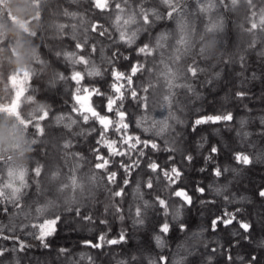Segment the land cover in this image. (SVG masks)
<instances>
[{"label":"trees","instance_id":"1","mask_svg":"<svg viewBox=\"0 0 264 264\" xmlns=\"http://www.w3.org/2000/svg\"><path fill=\"white\" fill-rule=\"evenodd\" d=\"M19 1V20L29 28L10 37L8 64L12 67L20 66L36 55L49 62L50 72L41 83L37 104L46 105L49 116L38 121L44 129L43 135H39L34 127L37 121H33L28 126L26 136L14 117L0 114V149L6 152L11 161L5 163L0 160V186L9 181L7 172L10 164H22L21 153L25 149H32L27 162L23 164L28 170L25 176L28 188L21 209L17 210L11 204H0V209L8 208V213L0 211V229H3L4 235L19 237V241L0 238V248H18L20 241L29 247L23 252H6L4 257H0V264H148L149 260H158L160 255L167 257L168 264H247L253 255L257 257L253 264H264V198L258 195L259 190L264 189V161L243 166L234 159L237 152L253 158L258 152L264 153V135L259 134L264 129L260 124V119L264 118V55L260 54L264 52V34L256 37L255 48H248L254 37L241 28V25L244 28L250 27L246 20L250 13L246 6L240 5L236 10L220 7L211 14L213 20L222 18L224 26L222 32L217 34L215 48L209 45V51L213 50L210 59L200 58L199 45L188 53L183 50L177 52L176 48L181 46L174 45L173 40H169V47L162 50L163 59L173 68L177 67L173 64L174 57L180 55L179 67L182 73L186 72L188 65L202 69L198 70L195 78L188 73L176 81L179 84H191L195 91L190 93L183 87L167 88L166 81L160 75L165 69L160 63L162 57L159 51L151 56L137 55L136 49L150 42L147 33L141 32L132 47L119 41V31L115 25V3L121 0H109V10L103 12L95 9L90 0ZM140 3L141 0H130L131 9H136ZM153 3L154 0H144L145 7L153 6ZM184 3L188 6L187 11L195 14L190 19L194 20L197 30L202 31L208 23V16L197 12L196 0H184ZM254 3V10L259 13L260 8L264 7V0H254ZM4 6L7 10H13L14 1H7ZM159 10L167 12L163 6ZM65 12L78 15L73 19L65 15ZM93 23L102 27L91 32ZM62 24L69 27L61 30L59 25ZM72 24L77 26L76 40L71 38ZM85 28L89 29L87 33ZM105 29V35L100 36L99 32ZM150 31L152 37L161 32L175 33L177 20L157 21ZM85 36L87 44L84 50L75 49V43H83ZM93 44L96 47L95 53L91 52ZM55 51L85 55L101 70L102 76H87L89 66L71 65L63 58L57 60ZM113 52L118 53L114 61L115 68L126 75L131 74V67L138 62L144 65V70L132 77V86H125L123 110L128 113V132L140 136L141 140L155 141L160 150L144 149V157H138L135 151L130 156L112 157L108 171L117 172V177L115 183L109 184L107 173L94 168L98 161L91 148L98 147L95 145L96 133L91 136L75 135L90 125L83 124L81 118L71 112L75 103L72 99L75 82L70 80V76L73 71H81L85 74L83 86L95 84L102 92H108L112 82L110 70L113 62H110V58ZM124 56L128 59H124ZM241 56L244 57L243 68ZM225 60L229 63H224ZM193 61L196 63L193 64ZM53 71L63 73L69 79L58 82L55 89H49L47 82ZM252 72H256L259 79L246 80L245 77L250 78ZM209 79L213 81L212 84L206 83ZM145 87H148L147 92L143 91ZM132 88L138 92L135 100L130 95ZM237 91H245L248 95L238 99L235 96ZM165 96H170V105L164 99ZM141 97L147 98L146 108L142 106L145 101ZM102 99L96 96L91 98V103L101 111ZM227 112L233 114L231 122L203 124L192 131L197 118ZM60 115L65 119L57 123L55 118ZM108 115L113 116L112 113ZM24 117L28 118V114ZM69 117L78 121L71 131L65 127L70 122ZM242 120L248 121L244 127H241ZM138 121L141 122L140 127L137 126ZM165 121L169 128L158 134ZM245 132L252 135L245 138ZM109 137L115 138L111 132ZM28 139H35L37 143L31 148ZM66 141L71 143V147L64 148ZM212 146H217L219 151L211 161L206 162L205 157L210 154ZM165 147H173L175 151H165ZM101 152L106 155L107 149L101 148ZM74 153H80L83 159H78ZM186 155L193 157L191 163L184 159ZM170 156L174 159L169 160ZM135 159L140 161L139 168L125 172L120 167V161L131 164ZM152 160L166 169L177 166L182 173L179 180L169 184L161 172L152 173L147 168ZM217 166L221 169L229 168L230 171L217 178L213 175V169ZM37 167H41L40 177L34 173ZM73 169H76V176L84 182L83 191L73 193L69 189L63 193L57 192L60 184L69 183ZM57 171L59 178L53 181L51 175ZM93 173L96 176L94 183L90 180ZM124 179L129 180L128 185H124ZM149 179L153 182L152 189L146 187ZM201 187L205 189L203 193L197 191ZM121 188L124 189L121 197L111 195ZM177 190L188 193L192 199L191 205L175 197L174 192ZM157 195L167 201L169 215L165 217L163 209L154 206L147 210L144 225H136L135 208L142 207L145 200L155 204ZM182 204L184 206L180 218L173 219L176 209ZM41 206L45 210L38 213L36 209ZM117 206L122 210L120 213L115 210ZM225 211L235 214L236 219L227 227L218 223L213 231L212 221L223 216ZM54 216H59L60 220L55 225V232L46 238L49 247L45 248L34 239L37 229L30 225L42 223L44 219ZM166 221L170 224V231L164 235L159 233V227ZM241 221L252 224L249 233L245 234L240 229ZM181 224L186 225L184 231L180 230ZM21 225L29 227L22 228ZM121 233L125 234V241L115 245L107 243V240L119 239ZM157 234L163 237L165 247L156 246L154 237ZM245 235L248 240L243 238ZM101 236H104V241L100 240ZM97 243L102 244V247H92ZM228 256L232 259L229 260ZM133 257L136 259L133 260Z\"/></svg>","mask_w":264,"mask_h":264},{"label":"snow or ice","instance_id":"2","mask_svg":"<svg viewBox=\"0 0 264 264\" xmlns=\"http://www.w3.org/2000/svg\"><path fill=\"white\" fill-rule=\"evenodd\" d=\"M90 3L95 9L100 11H107L109 10L110 4L109 0H90ZM244 5L248 9L250 15L246 17L247 22L250 24V27L244 28L241 25V28L244 32L253 35V40L248 45L249 49L255 48L257 39L256 37L259 34H264V7H261L259 13L255 11L256 4L254 0H229L228 3L225 0H196V7L197 12L201 15L208 16V23L204 26L202 31H198L197 27L194 23L193 19L190 17H194V13H190L187 11V4L184 3V0H154L153 6L145 7L144 0H141V3L137 5L136 9H131L130 0H121V2L115 3V9L117 10V15L115 16V25L119 31V41L127 45L128 47H132L135 44L136 40L139 37L141 32L147 33L150 37V42L143 44L136 49L137 55H144V56H151L154 52H160L161 60L160 63L164 66V71L160 73V75L166 81L167 88L169 90L173 89L174 87H183L187 88V90L192 93L195 91L193 86L188 83L179 84L176 83L177 80L186 77L188 73L191 74V77H197L198 70L202 71V69H198L192 65H188L186 72L182 73L179 67V61L181 59L180 55H176L173 59V64H176L177 67L173 68L170 66L164 59V51L169 47L168 41L173 40L174 45H179L181 47L176 48L177 52L183 50V52L188 53L192 49L198 48V55L201 59L208 60L213 55V50L209 51V45L215 48L217 44V34L222 32L223 30V20L222 18L213 20L212 13L217 11L220 7L229 10H236L238 6ZM163 6L167 9L166 13H162L159 10V7ZM65 15L71 16L73 19L77 17V13H68L65 12ZM41 19V16L39 17ZM177 20V32H161L158 33L156 36H151V28L157 21L161 20ZM84 21L81 19V25H83ZM65 27H69L68 25H59V28L63 30ZM72 36L73 40H76L77 37L75 35L77 31V26L72 24ZM98 27H102L97 23H93L91 25L90 31L96 32ZM43 25L41 27V30ZM85 33L89 31V29H84ZM107 29L104 31H100L99 35L104 36ZM38 35V34H37ZM154 41V43L152 42ZM87 44V36H85L84 42H76L75 49L83 51L85 45ZM91 52H96L95 45H91ZM264 55V52L260 53ZM54 56L57 60L63 58L65 61L69 62L71 65H84L89 66L86 75L89 77H100L102 76V72L99 68H97L94 64L90 62V59L87 58L85 55H79L77 52H70V51H55ZM118 53L113 52L112 57L110 58V62H113V67L110 70V77L111 83L109 85L108 92H102L98 86L95 84H90L88 86H83L82 81L85 78V74L81 71H73L70 76V80L75 82V91L72 94V99L75 102L74 105L71 107V112L76 113L82 120L83 124L90 125V127L84 131L79 133H75V135H82V136H91L93 133H96L97 139L95 140V145L91 148L92 153L95 156V160L98 161L94 164V168L96 170H102L107 173L106 179L109 184L115 183L117 172L115 171H108L109 165L112 162L111 158L115 156H130V153L135 151L138 157H144L146 155L144 149H150L152 151L160 150V146L153 140L145 139L141 140L140 136H134L128 132L129 123L127 121L128 113L123 110L124 109V100H125V86L131 87L133 84L132 77L137 74V72H141L144 70V65L141 63H137L131 67V74L126 75L124 72L117 70L114 66V61L117 58ZM124 59H128L127 56L123 57ZM33 60L37 61L40 64H44L43 60H40L38 55H36ZM241 67H244V57H240ZM196 62L193 61V64ZM224 63H229V61L225 60ZM36 75V69L33 68L31 65L25 69L23 72L13 71L10 80L15 88V97L11 100L8 104L0 103V114H4L10 117H14L18 124L23 128L25 135L27 136L28 126L33 123V121H37L34 124V127L37 129L39 135L44 134V129L41 127L38 121H42L49 116V108L46 105L39 104L37 105L36 109L33 112L28 113V118L22 116L21 112L19 111L21 107V97L24 96L25 87L23 85H27L31 78ZM219 76V73L216 74ZM69 79L63 73H58L53 71L52 75L50 76L47 86L49 89H55L57 83L60 81H64ZM245 79H259L256 72L251 73V77H245ZM207 84H212L213 81L211 79L206 81ZM144 92L148 91V87L143 89ZM132 99L138 98V92L135 88L131 89L130 92ZM174 95V93H171ZM248 95L245 91H237L235 96L238 99H243ZM93 96L102 97L101 104L103 107V111L98 110L96 106L91 103V98ZM28 101H33L32 96H28L26 98ZM140 99L144 100L145 103L142 105L144 108L147 107L146 97H141ZM164 99L169 101V105L171 104L170 96H165ZM106 101V102H105ZM36 113H40L37 115ZM112 113L113 116L108 115ZM56 122H62L65 117L60 115L57 116ZM70 122L65 125V127L71 131L73 125L77 124L78 121L75 119H71L69 117ZM233 120V114L231 112H227L225 114H218V115H208L204 117L197 118L192 125V131L196 130V126L203 125V124H216L221 122H231ZM179 123V121H178ZM248 121L242 120L241 127H244ZM163 126L160 129L158 134L164 133L168 128L169 125L167 122H162ZM260 124L264 126V118L260 119ZM99 126L98 128L96 126ZM137 126H141V122H137ZM148 131V129H144ZM175 131V129H173ZM109 132H111L115 138L109 137ZM260 135H264V129L261 130L259 133ZM179 135V133H177ZM244 137L247 138L252 135L249 132L243 133ZM28 142L32 148V145L36 144L37 141L35 139H28ZM71 147L70 142L64 143V148ZM250 147H255V145H250ZM101 148L107 149V154H103L101 152ZM165 151H175L173 147H165ZM219 151L217 146H212L210 149V154L205 157L206 162L211 161L214 154H217ZM78 159H83V156L80 153H74ZM174 157H169V160H173ZM184 159L191 163L193 157L191 155H186ZM234 159L237 164L248 166L253 164L254 162L264 161V153H257L255 158L252 156L237 152L234 154ZM0 160H3L5 163L11 162L10 157L6 154L3 149H0ZM140 161L139 159H135L132 161L131 164H126L124 161H120V167L125 170V172H130L133 168H139ZM79 168V164L77 165V169ZM147 168L152 173H157L158 171L161 172L166 181L169 184H175L180 176L182 175L180 169L173 165L170 169L162 168L155 160H152L147 164ZM27 168L23 164H13L11 163L7 175L9 177V181L2 186H0V204H11L15 209L19 210L22 207V200L25 195V190L28 188V184L25 180V176L27 175ZM73 174L69 177V183L60 184L57 187V192L63 193L66 190H71L75 193L77 190L83 191L84 182L80 180L75 172L76 169H73ZM204 171V169H201ZM229 168L221 169L219 166L213 169V175L217 178H220L224 173L229 172ZM231 171L235 172V169ZM34 173L36 177H40L41 175V167H37L34 169ZM59 178V172H53L51 175V179L53 181ZM91 182H95L96 176L95 173L90 178ZM124 185H128L129 180L124 179ZM146 187L148 189L153 188V182L149 179L146 183ZM139 190V185H137ZM197 191L203 193L205 191L204 188H197ZM124 194V189L121 188L115 192H112L111 195L113 197H121ZM175 197L181 198V200L186 205H191L192 199L188 195V193L184 190H177L174 192ZM260 198H264V189H260L258 192ZM142 199V197H141ZM227 200L228 197H225ZM182 204L179 208L176 209L175 214L173 215V219H179L181 215V210L184 206ZM55 206V205H53ZM157 206L163 209V214L165 217L169 215L168 210V203L167 201L157 195L155 197V204L150 203L149 201H144L143 206H137L135 208V219L134 223L136 225H144L145 223V215L149 208ZM45 210L44 206H41L36 209L38 213L43 212ZM116 212L120 213L122 210L117 206ZM4 213H8V208L3 207L0 209ZM237 211H240L237 209ZM77 215H79V210L77 209ZM87 220H90L91 217H84ZM123 219V217H120ZM236 219L235 214L228 213L225 211L224 215L221 217H217L212 221V229L213 231L216 230V226L218 223H222L225 227L232 224L233 221ZM60 220L59 216H54L51 219H44L42 223L39 224H31L30 227L37 229V233L34 234V239L40 241V243L45 247H49V245L45 242L46 238L52 235L55 232V225ZM105 223V221H101ZM21 227H29V225H21ZM240 229L243 230L245 234L249 233L252 228V224L249 222H239ZM186 225L181 224L180 230L184 231ZM10 231L14 229H9ZM170 231V224L166 221L162 223L159 227V233L167 235ZM235 235H240L236 233ZM0 238L4 240H17L19 241V237L16 236H7L3 234V229H0ZM125 234L121 233L119 239H111L107 240V243L110 245H115L125 241ZM245 240H248V236L245 235L243 237ZM156 246L158 248L165 247L164 239L160 234H157L155 237ZM101 241H104V236L100 237ZM90 243V242H86ZM264 246V245H262ZM29 247V245L25 244L24 242H19L18 248L8 249V248H0V257H4L6 252L9 251H19L23 252L25 248ZM92 247L100 248L102 244L97 243L92 245ZM61 251H64L63 249ZM213 252L216 249H212ZM133 260L136 258L133 257ZM228 259L231 260L232 257L228 256ZM257 257L253 255L251 260L247 262V264H253ZM243 260V257H241ZM148 264H168V259L164 255H160L158 260H149ZM179 264V262H177Z\"/></svg>","mask_w":264,"mask_h":264},{"label":"rangeland","instance_id":"3","mask_svg":"<svg viewBox=\"0 0 264 264\" xmlns=\"http://www.w3.org/2000/svg\"><path fill=\"white\" fill-rule=\"evenodd\" d=\"M14 1L13 10H7L4 6L6 2ZM229 2V0H226ZM21 2L19 0H0V103L8 104L15 97V88L13 87L10 76L13 71L23 72L30 65L36 69L34 75L25 87L24 96L21 97V107L19 111L22 116L33 112L38 104V98L41 92V83L47 78L50 72L49 62L44 59L45 63L40 64L33 58L26 61L20 66H10L8 64V56L10 55L9 39L11 36H16L23 29L29 28L24 22L19 20L18 13L21 11ZM28 96L33 97V101H28Z\"/></svg>","mask_w":264,"mask_h":264},{"label":"clouds","instance_id":"4","mask_svg":"<svg viewBox=\"0 0 264 264\" xmlns=\"http://www.w3.org/2000/svg\"><path fill=\"white\" fill-rule=\"evenodd\" d=\"M31 151H32V149H25L23 151V153H21L22 159H21L20 163L24 164V163L27 162V159H28L29 154L31 153Z\"/></svg>","mask_w":264,"mask_h":264}]
</instances>
